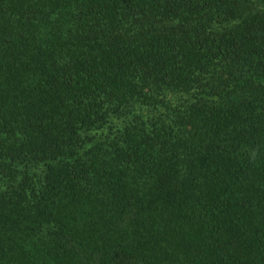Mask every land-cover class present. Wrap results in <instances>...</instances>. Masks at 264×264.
<instances>
[{"label": "trees", "instance_id": "1", "mask_svg": "<svg viewBox=\"0 0 264 264\" xmlns=\"http://www.w3.org/2000/svg\"><path fill=\"white\" fill-rule=\"evenodd\" d=\"M0 264H264V0H0Z\"/></svg>", "mask_w": 264, "mask_h": 264}]
</instances>
